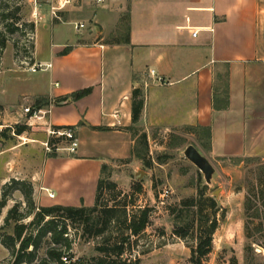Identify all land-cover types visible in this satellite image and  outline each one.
I'll use <instances>...</instances> for the list:
<instances>
[{
	"label": "crops",
	"instance_id": "crops-1",
	"mask_svg": "<svg viewBox=\"0 0 264 264\" xmlns=\"http://www.w3.org/2000/svg\"><path fill=\"white\" fill-rule=\"evenodd\" d=\"M94 6L107 9L105 25L121 24L126 10L128 43L126 33L107 43L90 40L88 20L48 19L35 27L32 64L49 66L48 89L28 94L33 107L48 113L32 121L44 131L74 127L78 141L74 154L52 153L36 171L40 207L94 206L101 167L130 157L131 127L197 128L210 158L264 160V0H107ZM71 23L74 30L82 24L84 36L62 39L58 28ZM39 26L52 41L41 53ZM96 33L102 35L100 28ZM86 89L88 95L72 99ZM134 90L143 101L136 125Z\"/></svg>",
	"mask_w": 264,
	"mask_h": 264
},
{
	"label": "rangeland",
	"instance_id": "rangeland-1",
	"mask_svg": "<svg viewBox=\"0 0 264 264\" xmlns=\"http://www.w3.org/2000/svg\"><path fill=\"white\" fill-rule=\"evenodd\" d=\"M47 5L43 0H0V264H11V252L1 244L4 236L12 235L13 222L4 225L7 212L17 206V214L26 218L41 208L35 196L33 178L45 158L52 153L67 152V145L56 142L58 151L46 152L43 144L48 139L42 127L27 122L17 113L27 106H35V100L28 93H39L48 89V70L31 73L35 27L50 19ZM115 5L112 10L118 12ZM107 9L96 7L87 0L74 3L58 14L53 23L87 21L85 28L90 40L103 38V42L122 39L126 33V10L123 20L105 25ZM108 13V12H107ZM102 18L95 22L92 16ZM73 24H63L58 30L62 39L71 41L84 36V29L76 32ZM96 28L101 36L97 37ZM51 38L48 32L36 29V48L46 50ZM57 39L53 43H57ZM39 100V99H38ZM16 126H27V131L17 136ZM133 127L135 140L130 157L112 161L102 175L113 184L104 188L99 199V209L118 206L125 208L128 218L148 210L147 223L138 237H131L126 243L123 258L138 264H194L192 250H195L199 228L204 226L206 217L216 220L212 235L211 251L202 259V264H264V160L257 158H210L208 143L197 128L149 129ZM146 136V144L140 138ZM193 146L210 163L214 173L211 183L206 185L203 176L183 155L187 146ZM68 153V152H67ZM138 154L142 160L133 156ZM31 188L33 209L26 204L28 189ZM167 192L166 197L160 195ZM197 199L196 208H187L182 202ZM47 194V193H46ZM38 196V195H37ZM250 200L251 209L245 212L244 202ZM210 201L214 202L211 207ZM120 207V208H119ZM113 223L102 237L89 238L77 224L67 230L72 262L90 264L102 256L97 248L102 244L111 246L108 240L123 232L121 223ZM207 222V221H206ZM207 224V223H206ZM188 226V233L179 237L175 231ZM244 225L249 239L245 238ZM127 233V231H124ZM49 235H47L48 238ZM108 240L109 242H105ZM44 242V241H43ZM250 247L252 251H245ZM45 249L42 244L40 252Z\"/></svg>",
	"mask_w": 264,
	"mask_h": 264
},
{
	"label": "trees",
	"instance_id": "trees-1",
	"mask_svg": "<svg viewBox=\"0 0 264 264\" xmlns=\"http://www.w3.org/2000/svg\"><path fill=\"white\" fill-rule=\"evenodd\" d=\"M125 43H128V31L126 29ZM90 93L89 89L72 94L73 100H78ZM143 101L141 94L138 90L132 92L131 97V123L136 125L139 121V117L142 111ZM27 126H16L14 134L20 136L27 131ZM60 130L62 128H54ZM130 132L133 131V127L129 128ZM206 137H209V130H203ZM146 144V136L142 134L140 137ZM56 142H59L56 141ZM55 143L52 140L48 141L49 145ZM133 154V153H132ZM53 155V154H51ZM134 157L142 160L138 154H133ZM107 166L101 167V177L98 180L96 186L95 203L92 207H63V206H51L36 208V212L29 214L31 220L28 224H23L21 221L26 217L21 214H17V206L11 208L4 219V225H9L13 222L12 235L4 236L1 240V244L11 252L13 261L11 264H80V262H72L71 256L67 253L70 251V243L67 239V230L69 227L77 224L78 227L89 238L102 237L109 229V226L113 223H117L119 226L120 219L122 218V224L125 227L124 231L120 232L114 238L109 237L113 244L106 246L102 244L97 248V251L102 254L98 259L92 260L90 264H138L137 261L133 263L123 258L126 253V243L131 237H138L145 229L148 210H142L138 212V216H134L131 219L128 218L125 212V208H121V218L116 215L118 206L112 208L106 207L99 209V199L104 188H112L113 184L102 178V175L107 170ZM192 198L182 202V205L187 208H196L199 197ZM26 204L30 209H33V202L31 199V188L28 189V196L26 198ZM211 207H214V202L210 201ZM120 208V207H119ZM251 203L249 199L244 202V210L247 212L250 210ZM207 221V222H206ZM203 228H199V236L195 250H192V261L194 264H202V259L205 258L211 251L212 235L216 230V220L212 217L211 220L206 217ZM207 223V224H206ZM188 233V226L181 227L175 231L179 237H184ZM47 235L48 238H47ZM244 235L246 239L250 236L247 232V226L244 225ZM106 240L105 242H109ZM44 241V242H43ZM44 244L45 249L40 252L41 246ZM245 251H252L250 247H246ZM229 264H237L233 258Z\"/></svg>",
	"mask_w": 264,
	"mask_h": 264
},
{
	"label": "built area",
	"instance_id": "built-area-1",
	"mask_svg": "<svg viewBox=\"0 0 264 264\" xmlns=\"http://www.w3.org/2000/svg\"><path fill=\"white\" fill-rule=\"evenodd\" d=\"M36 1V0H35ZM47 5L48 8V14L50 19H58V14L65 10L67 7L71 6L74 3V0H43ZM88 2L94 4V5H102L104 4L107 0H87ZM112 3L118 2V0H109ZM80 29H83L82 24H78L75 27V30L78 31ZM193 37L196 36V33L192 34ZM49 68V66H43L40 64H32L29 68V71L31 73H36L37 71H45ZM150 75L152 77H155L154 72H150ZM157 81L159 83H162L161 78H157ZM57 86V84L55 85ZM48 113V111H43L40 109H37L35 107L27 106L21 109V112L19 114V117L23 116L26 118L27 122H30L32 120H41L45 117V115ZM114 118H117V113L114 114ZM46 136L48 141L52 140L55 143L52 145L48 144V141L43 144L45 151L50 153V152H56L58 151V145L56 141L59 140V142H63L67 145L66 151L69 154H74L76 152V149L78 147V141L76 139V130L74 127H64L60 130H55L54 128L47 127L45 130ZM47 197L49 199H53L54 195L53 193L47 192ZM167 192H163L162 195H160L161 199L166 197Z\"/></svg>",
	"mask_w": 264,
	"mask_h": 264
},
{
	"label": "water",
	"instance_id": "water-1",
	"mask_svg": "<svg viewBox=\"0 0 264 264\" xmlns=\"http://www.w3.org/2000/svg\"><path fill=\"white\" fill-rule=\"evenodd\" d=\"M183 155L202 174L205 184L209 185L214 173L210 163L191 145L185 148Z\"/></svg>",
	"mask_w": 264,
	"mask_h": 264
}]
</instances>
